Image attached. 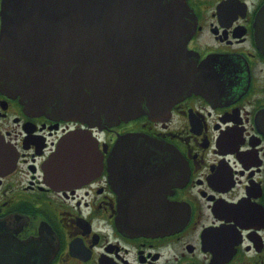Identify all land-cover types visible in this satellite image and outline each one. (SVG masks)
<instances>
[{"label":"flooded vegetation","instance_id":"obj_1","mask_svg":"<svg viewBox=\"0 0 264 264\" xmlns=\"http://www.w3.org/2000/svg\"><path fill=\"white\" fill-rule=\"evenodd\" d=\"M186 2L196 88L162 108L37 113L0 75V264H264V0ZM61 143L95 160L49 161Z\"/></svg>","mask_w":264,"mask_h":264},{"label":"water","instance_id":"obj_2","mask_svg":"<svg viewBox=\"0 0 264 264\" xmlns=\"http://www.w3.org/2000/svg\"><path fill=\"white\" fill-rule=\"evenodd\" d=\"M0 13L1 80L26 110L112 124L196 88L183 63L194 29L186 0H1ZM139 137L121 136L107 161L128 160ZM87 145L61 143L49 161L95 160Z\"/></svg>","mask_w":264,"mask_h":264}]
</instances>
